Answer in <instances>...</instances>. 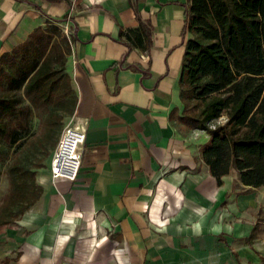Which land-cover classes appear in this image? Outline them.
Segmentation results:
<instances>
[{
	"label": "crops",
	"instance_id": "obj_1",
	"mask_svg": "<svg viewBox=\"0 0 264 264\" xmlns=\"http://www.w3.org/2000/svg\"><path fill=\"white\" fill-rule=\"evenodd\" d=\"M186 2L0 0V56L56 28L75 95L58 136L69 120L85 132L75 179H53L50 154L41 197L0 226V264H264V186L234 168L218 184L199 152L209 136L170 115Z\"/></svg>",
	"mask_w": 264,
	"mask_h": 264
},
{
	"label": "trees",
	"instance_id": "obj_2",
	"mask_svg": "<svg viewBox=\"0 0 264 264\" xmlns=\"http://www.w3.org/2000/svg\"><path fill=\"white\" fill-rule=\"evenodd\" d=\"M185 7L183 109L170 115L209 136L199 152L218 184L234 168L244 185L264 186V0H187ZM53 31L37 28L0 56V160L10 177L0 226L16 224L41 197L36 177L58 142L60 110L70 114L75 105L63 55L49 47Z\"/></svg>",
	"mask_w": 264,
	"mask_h": 264
},
{
	"label": "built area",
	"instance_id": "obj_3",
	"mask_svg": "<svg viewBox=\"0 0 264 264\" xmlns=\"http://www.w3.org/2000/svg\"><path fill=\"white\" fill-rule=\"evenodd\" d=\"M63 32L68 37L69 29L63 26ZM213 127V125H211ZM85 132L82 123L69 120L63 127L58 142L51 153L49 168L53 179L60 177L74 180L80 166L81 145ZM75 264V263H60Z\"/></svg>",
	"mask_w": 264,
	"mask_h": 264
},
{
	"label": "rangeland",
	"instance_id": "obj_4",
	"mask_svg": "<svg viewBox=\"0 0 264 264\" xmlns=\"http://www.w3.org/2000/svg\"><path fill=\"white\" fill-rule=\"evenodd\" d=\"M38 121L33 120L30 128V133L36 134L38 133ZM47 159L45 160V164L47 165ZM41 169L38 170V172ZM38 174V173H37ZM37 178V177H36ZM10 187V177L6 168V161L0 160V203L3 200L4 196L8 193Z\"/></svg>",
	"mask_w": 264,
	"mask_h": 264
}]
</instances>
